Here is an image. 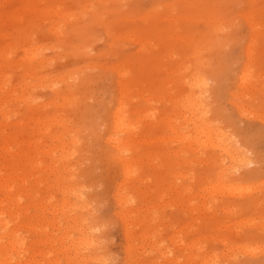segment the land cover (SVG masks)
Listing matches in <instances>:
<instances>
[{"label":"rangeland","instance_id":"374dc122","mask_svg":"<svg viewBox=\"0 0 264 264\" xmlns=\"http://www.w3.org/2000/svg\"><path fill=\"white\" fill-rule=\"evenodd\" d=\"M81 4H84L85 7L82 8ZM26 6L32 7L34 10L27 12ZM23 8L26 11H23ZM52 9H55L58 16L60 13L67 15L62 14L63 20L61 17L56 18L57 16L54 18L55 14ZM85 9L87 12H84ZM42 10L48 13L41 14ZM51 10L53 14L50 13ZM33 12H35L34 17L36 18L34 20L32 19ZM20 13L30 14L25 17V14L20 15ZM71 13L73 16H70ZM36 16L41 17L40 21ZM13 18L19 21L16 22ZM8 19L10 20L8 21ZM67 19L69 20L67 21ZM223 19L227 23H224ZM30 20L33 21L32 24ZM252 20L254 21L252 22ZM53 22L57 23L56 26ZM174 22L176 24H173ZM11 25L14 26L11 27ZM252 25L257 26L255 28ZM59 26L60 29L62 26L61 30H58ZM47 28L49 29L47 30ZM27 30L30 32L29 34H27ZM49 30L51 31L49 32ZM56 34H60L57 37L59 40L61 36V41L57 42ZM121 35L122 39H120ZM193 35L196 37L194 38ZM26 37L29 38L25 40ZM171 37L173 39H170ZM180 37L181 41L178 39ZM29 39L30 41H28ZM141 39H143V46L140 45ZM110 41L113 42V46ZM249 42L251 44L248 47ZM52 44L53 46H51ZM138 44L139 47L141 46L140 50L137 47ZM37 45H40L44 50L42 51L38 47L36 49H40V51L34 49L35 47L31 49V46ZM45 46L49 49H45ZM144 46L145 48H143ZM22 47H25L24 51L29 53H23ZM191 48L193 49L191 50ZM171 49L175 51L170 52ZM34 50L40 52L38 53L39 57L34 56L37 62L31 54L34 53ZM74 52H78L77 55L73 54ZM246 52L247 55L250 54V57L246 56ZM28 54L29 56H27ZM30 55L33 60L30 59ZM26 56L29 57V60L26 59ZM30 60L32 61L30 62ZM245 65H248V72V69H244ZM118 68L120 71L123 69L122 73ZM34 69L36 71H33ZM241 70L244 74L245 71L249 74L252 72L253 76L250 74L252 79H249L250 76L245 75L246 83L244 82L243 85H246L240 87L237 77L241 75ZM191 73H194L195 76L200 73L197 77L203 75V78L207 80L204 103L207 107L208 119L229 136L238 140L243 148H241L242 151H247L245 153L248 161L247 166L236 169V172L225 171L229 176H218L220 178H217L216 174L220 169L206 160L205 150L197 147L198 150L194 149L196 145L191 141L194 135L192 124L189 123L191 118L183 107L186 103L184 98L189 97L191 92L189 85H186L192 79L190 78ZM31 74L33 75L31 76ZM263 74L264 0H101V2L99 0L98 2L96 0H30L28 4L21 3V0H0V125H2L0 126V201L2 200L0 202V226L2 227H0V242L3 241L0 243V264H70V262L71 264H75V262L82 264L83 261L79 259L80 254H75L69 245V237L75 235L74 229L70 223H65L63 219L67 214L65 205L67 203L64 201L66 197L63 190L67 186H76L77 189H81L82 201L88 207L83 214L87 217L86 228H90L91 234H93L92 238L96 241L93 251L94 259L88 258L83 264H264ZM65 75L67 77L70 75V78ZM34 76L38 79H34ZM72 76L78 78H74L75 81L70 82ZM255 76L258 78L255 79ZM39 78H42L44 83ZM65 78L69 81L67 85V80L64 81ZM55 80L57 83L54 82ZM31 81L37 84H34L36 87ZM247 81L250 83L247 84ZM52 82L54 85L56 84L57 88L51 84ZM22 83L24 84L22 85ZM59 83L62 85H58ZM29 84L32 85L29 86ZM26 85L29 87L22 89ZM50 85L53 86V90L49 87ZM32 87L34 88L32 89ZM63 89L66 91L63 92ZM124 91H126V95ZM230 92L232 96L235 95L234 98L230 96ZM238 92L241 94H237ZM244 92L246 93L245 97H243ZM62 96L69 97V99L67 98L69 101L65 98V102L64 100L61 102L60 97ZM160 96L162 99L159 98ZM10 97L11 99H9ZM7 98L9 101L5 100ZM145 98L147 99L144 100ZM120 100L124 103H122V110H124L122 113L127 114V117L125 116L126 123L129 121L128 124H132V126L129 124V127H135L134 131L132 130L135 133L133 142L128 140V150L125 148L127 152L123 151L127 158L134 161L130 167L133 170L130 169V171L134 175L138 173L134 176L130 172L129 179H122L120 163L107 141L108 136L116 138L125 136L124 132H118L121 135L112 134L111 130L113 128L111 114L118 107ZM22 101H25L24 104L21 103ZM69 102L72 103L69 104ZM62 105L65 107L62 108ZM125 105L128 109H125ZM240 106L244 108H240ZM245 109L251 111L250 114L243 113L246 111ZM150 110L151 112H149ZM6 112H9L8 116ZM144 112H147L151 119ZM3 113L4 118L1 116ZM140 116L142 118L144 116V120ZM6 117H8V122ZM49 118L53 120L50 119V122ZM169 118L170 121H168ZM37 119L40 121L38 120V122ZM55 119L62 121V123L56 121L57 124L60 123L61 129L60 125L54 123ZM42 121L46 122L49 127ZM40 122L45 126H42ZM37 124L39 125L37 126ZM176 125L178 126L176 127ZM65 127L71 129L67 130L66 128V131ZM178 127L181 129L179 130ZM44 131L48 134L43 133ZM56 132L58 134L62 132V137ZM73 132L75 133L73 134ZM185 133L189 139L184 135ZM40 134L42 136H39ZM178 134L181 135V138ZM54 135H57L58 143ZM172 135L174 139L171 138ZM30 136L33 137L30 138ZM182 136L185 137V140ZM52 137L55 140L51 139ZM68 137H71V141L75 139L76 142L73 140L70 145ZM176 137L179 139L177 140ZM157 138L162 141L157 142ZM147 140L151 141L147 142ZM9 143H11L10 146ZM61 145L64 146V149L73 146L69 147L71 150L66 149L65 151L73 152L75 150L71 154L72 156H69L67 160L69 162L64 164L68 168L67 171L61 162L56 160L61 153L59 151ZM8 146L11 150L7 149ZM44 148L45 153L43 154L42 149ZM48 149L50 152L54 151L51 152L52 155L47 151ZM58 152L59 155H57ZM15 154L20 155L19 161H11V158H14L11 156H15ZM46 159L48 160L46 161ZM60 164L61 166H59ZM37 167L41 170L39 171ZM68 171L71 172L70 177L67 176L69 175ZM36 173H40V175L38 176ZM13 179L15 182L10 184ZM215 180L221 183L220 187ZM222 182L228 188L230 183L232 193L235 190L236 193L238 191V195L226 193L225 191L228 189L223 190V186L221 188ZM4 183L6 185L3 189ZM211 184L214 185V189L212 186L210 188ZM235 184H238L243 190L237 188ZM243 185L244 187L251 186L256 190L244 192L251 187L244 188ZM203 187H206L204 188L206 191L202 189ZM218 187L224 193L222 190H218ZM1 188L6 191L4 192ZM231 188H229L230 191ZM238 189H241L242 193ZM209 191L215 195L209 194ZM117 194L124 196V199L122 198L125 201L123 206L118 203ZM4 198L5 200H3ZM7 208L8 210H6ZM122 213L126 215L121 217ZM51 216L54 217L51 219ZM10 218L12 219L10 220ZM59 218L62 219L59 220ZM123 218L127 220L125 221ZM125 222L127 223L124 224ZM64 231L66 232L64 233ZM63 233L69 237L62 238ZM15 240L17 241L15 242ZM11 242L12 244H10ZM9 244L13 246L12 249ZM243 245L246 246V249ZM247 246H251L252 249H249L252 251H247ZM4 251L9 254L8 257ZM81 251L82 249L79 250V252ZM205 255L207 258L204 257ZM92 259L95 261L94 263H91Z\"/></svg>","mask_w":264,"mask_h":264},{"label":"bare ground","instance_id":"6f19581e","mask_svg":"<svg viewBox=\"0 0 264 264\" xmlns=\"http://www.w3.org/2000/svg\"><path fill=\"white\" fill-rule=\"evenodd\" d=\"M79 1V0H78ZM80 1H82V0H80ZM97 2H98V0H96ZM30 2V0H21V3H24V4H28ZM99 2H101V0H99ZM111 2V1H110ZM33 3V2H32ZM33 5V4H32ZM82 5V8H84L85 7V5L84 4H81ZM80 5V6H81ZM169 5H171V4H169ZM84 6V7H83ZM162 6V5H161ZM212 6V5H211ZM18 7V6H17ZM60 7V6H59ZM170 7H172V6H170ZM10 9V8H9ZM50 9H51V7H50ZM56 9V8H55ZM55 9H52V10H54V12L51 10V14H55L54 15V18H55V16H57L56 18H59V17H61V19L63 20L64 18H62V14H66V13H60L59 14V16H58V14L56 15V13H55ZM58 9V8H57ZM56 9V10H57ZM21 10V9H20ZM25 10V8H23V11ZM26 10H27V12H31L32 10H34V8H32V7H29V6H26ZM25 10V11H26ZM48 10V9H47ZM59 10V9H58ZM86 10V11H85ZM84 10V12H87V9H85ZM45 11H46V9H45ZM43 10H42V12H41V14H43ZM53 12V13H52ZM57 13H59V11H56ZM93 12V11H92ZM9 13V12H8ZM34 14H33V20H34V16H35V12H33ZM37 13V12H36ZM48 13V12H47ZM47 13H45L44 12V14L46 15ZM2 14V13H1ZM19 14V13H18ZM23 13H20V15H22ZM25 14V13H24ZM23 14V15H24ZM30 13H28V15H29ZM32 14V13H31ZM41 14H38V16L40 15L41 16ZM70 14V13H69ZM69 14H68V16H69ZM94 14V13H93ZM103 14V16H105L104 15V13H102ZM17 15V14H16ZM28 15H26L25 14V17L26 16H28ZM44 15V16H45ZM67 15V14H66ZM85 15V14H84ZM98 15V14H97ZM101 15V14H100ZM198 15V14H197ZM31 16V15H30ZM43 16V15H42ZM70 16H73V14L71 13V15ZM70 16H69V18H70ZM76 16V15H75ZM80 16H82V15H80ZM143 16V15H142ZM141 16V17H142ZM147 16V15H146ZM145 16V17H146ZM200 16V15H199ZM202 16V15H201ZM205 16V15H204ZM203 16V17H204ZM212 16V15H211ZM247 16V15H246ZM18 17H20V16H18ZM22 17H24V16H22ZM21 17V18H22ZM37 17V16H36ZM50 17V16H49ZM106 17V16H105ZM144 17V16H143ZM150 17V16H149ZM155 17V16H154ZM187 17V16H186ZM38 18V17H37ZM40 19H41V17H39ZM38 18V19H39ZM47 19H48V15H47V17H46ZM51 18V17H50ZM65 18H66V16H65ZM72 18V17H71ZM104 18V17H103ZM147 18H148V16H147ZM190 18H191V16H190ZM216 18V17H215ZM214 18V19H215ZM14 19V18H13ZM24 19V18H23ZM26 19V18H25ZM36 19V18H35ZM40 19H39V21H40ZM72 19H74V18H72ZM105 19V18H104ZM140 19H142V18H140ZM195 19V18H194ZM210 19V18H209ZM4 20H6V19H4ZM10 19H8V21H9ZM15 20V19H14ZM18 20V19H17ZM17 20H15L16 22H18ZM61 20V21H62ZM69 19H67V21H68ZM93 20H96V19H94L93 18ZM147 20V19H146ZM173 20V19H172ZM191 20H193V19H191ZM203 20H204V18H203ZM207 20V19H206ZM205 20V21H206ZM216 20V19H215ZM214 20V21H215ZM224 20V19H223ZM244 20V19H243ZM246 20V19H245ZM2 21V20H1ZM22 21V20H21ZM27 21V20H26ZM31 21V20H30ZM45 21V20H44ZM53 21V20H52ZM65 21H66V19H65ZM64 21V22H65ZM76 21V20H75ZM175 21H177L176 19H175ZM254 20H252V22H253ZM13 22V21H12ZM32 22L33 21H31V24H32ZM43 22V21H42ZM51 22V21H50ZM54 22H56V21H54ZM54 22H53V24H54ZM59 23H60V21H58ZM64 22H63V24H64ZM70 22V21H69ZM71 22H72V20H71ZM74 22V21H73ZM173 22V21H172ZM224 23L226 22L225 20L223 21ZM222 22V23H223ZM245 22V21H244ZM3 23H4V21H3ZM23 23H25V22H23ZM23 23H21V24H23ZM58 23V24H59ZM179 23V22H178ZM227 23V22H226ZM248 23V22H247ZM17 24V23H16ZM55 24H57V23H55ZM54 24V25H55ZM108 24V23H107ZM173 24H176L175 22L173 23ZM180 24V23H179ZM178 24V25H179ZM207 24V23H206ZM213 24V23H212ZM249 24V23H248ZM52 25V24H51ZM222 25V24H221ZM250 25V24H249ZM248 25V26H249ZM14 26V25H13ZM12 25H11V27H13ZM35 26V25H34ZM33 26V27H34ZM37 26V25H36ZM56 26V25H55ZM204 26V25H203ZM211 26V25H210ZM254 25H252V27H253ZM257 26V25H256ZM256 26H254L255 28H256ZM54 27V26H53ZM53 27H51V28H53ZM250 27V26H249ZM29 28V27H28ZM27 28V29H28ZM55 28V27H54ZM179 28V27H178ZM218 28V27H217ZM220 28V27H219ZM222 28V27H221ZM49 28H47V30H48ZM57 29H58V27H57ZM61 29H62V26H61ZM60 29V26H59V29L58 30H61ZM106 29V28H105ZM108 29V28H107ZM202 29V28H201ZM15 30V29H14ZM25 30V29H24ZM30 30V29H29ZM54 30V29H53ZM53 30H52V33H53ZM57 30V31H58ZM109 30V29H108ZM28 31V30H27ZM51 30H49V32H50ZM178 31H180V30H178ZM60 32H62V31H60ZM12 33V32H11ZM27 33V32H26ZM30 32L28 31V33L27 34H29ZM51 33V34H52ZM58 33V32H57ZM128 33H130V32H128ZM180 33V32H179ZM54 35H55V33H53ZM62 35H63V33H61ZM108 34H110V33H108ZM107 34V35H108ZM3 35H5V34H3ZM3 35H1V36H3ZM57 35H60V34H56V36L55 37H57ZM128 35V34H127ZM178 35V34H177ZM188 35V34H187ZM198 35V34H197ZM8 36V35H7ZM25 36H27V35H25ZM169 36H171V35H169ZM192 36V35H191ZM10 37V36H9ZM117 37V36H116ZM127 37V36H126ZM125 37V38H126ZM136 37V36H135ZM167 37H168V35H167ZM173 37V36H172ZM170 38V39H173V38ZM178 37H179V35H178ZM187 37V36H186ZM193 37H194V35H193ZM196 37V36H195ZM194 37V38H195ZM5 38H7L6 37V35H5ZM29 37H26V39L25 40H27ZM60 38H61V36L59 37V40H58V37L56 38L57 40V42H59V41H61L60 40ZM127 38H129V37H127ZM119 39V38H118ZM120 39H122V35H121V38ZM180 41H181V37L180 38H178ZM188 39V38H187ZM124 40V39H123ZM127 40V39H126ZM136 40V39H135ZM137 40H138V38H137ZM142 40L143 39H141L140 41H141V43H140V41H139V43H140V45L142 44ZM210 40H212V39H210ZM252 40V39H251ZM28 41H30V39L28 40ZM125 41V40H124ZM149 41H152V40H149ZM183 41V40H182ZM191 41V40H190ZM111 42V41H110ZM137 42V41H136ZM252 42V41H251ZM113 42H111V44H112ZM138 43V42H137ZM187 43H188V40H187ZM191 43H192V41H191ZM23 44V43H22ZM56 44V43H55ZM58 44V43H57ZM110 44V45H111ZM146 44V43H145ZM148 44H150L149 42H148ZM189 44V43H188ZM188 44H185L186 46L188 45ZM249 44H251L250 42L247 44L248 45V47H249ZM23 45H25V43L23 44ZM29 45H30V43H29ZM28 45V46H29ZM109 45V46H110ZM195 45H196V43H195ZM210 45H211V43H210ZM213 45V44H212ZM41 46H43V45H41ZM51 46H53V44L51 45ZM50 46V47H51ZM108 46V45H107ZM112 46H113V44H112ZM141 46H143V44L141 45ZM140 46V47H141ZM154 46V45H153ZM173 46V45H172ZM189 46V45H188ZM192 46H193V44H192ZM197 46V45H196ZM32 47H35L34 49H36L37 47L38 48H40L41 49V47H40V45H37V46H31V49H33ZM44 47V46H43ZM47 47H49V45H47ZM46 46H45V49L47 48ZM59 47V46H58ZM138 48H139V50H140V47H139V44H138V46H137ZM158 47V46H157ZM177 47V46H176ZM183 47V46H182ZM181 47V48H182ZM203 47V46H202ZM209 47H211V46H209ZM23 48V50L22 51H24L25 49V47H22ZM26 48H27V46H26ZM51 48H53V47H51ZM83 48V50H84V47H82ZM82 48H81V50H82ZM108 48H110V47H108ZM143 48H145V46L143 47ZM206 48V47H205ZM29 49H30V47H29ZM28 49V50H29ZM30 49V50H31ZM40 49H38L39 51H40ZM47 49H49V48H47ZM54 49H57V48H54ZM193 48H191V50H192ZM248 49V48H247ZM251 49V48H250ZM28 50H26V51H28ZM37 50V49H36ZM37 50V51H38ZM42 51L44 50V49H41ZM52 50V49H51ZM58 50V49H57ZM80 49H79V51L80 52H82ZM141 50H143V49H141ZM144 50H146V49H144ZM190 50V51H191ZM249 50V49H248ZM247 50V51H248ZM41 51V52H42ZM56 51V50H55ZM54 51V52H55ZM74 51V50H73ZM171 51H173L172 49L170 50V52ZM175 51V50H174ZM173 51V52H174ZM251 51V50H250ZM250 51H249V53H250ZM169 52V51H168ZM170 52H169V54H170ZM252 52V51H251ZM23 53H29V52H23ZM31 53V52H30ZM35 53V54H34ZM34 53H31L32 55H33V57L35 56V57H39V54L38 53H40V52H36L35 50H34ZM76 53H78V52H76ZM75 52L73 53V54H76ZM165 53H166V51H165ZM38 54V55H37ZM195 54V53H194ZM32 55H30V59H32ZM77 55V54H76ZM167 55V54H166ZM175 55V54H174ZM250 54H248L247 55V52H246V56H248V57H250L249 56ZM27 56H29V54L27 55ZM26 56V59L27 60H29V57H27ZM41 56V55H40ZM170 56V55H169ZM168 56V57H169ZM35 57H34V60H35ZM188 57V56H187ZM248 57H246L247 59H248ZM167 58V57H166ZM165 58V59H166ZM5 59V58H4ZM25 59V60H26ZM39 59V58H38ZM164 59V60H165ZM33 60V59H32ZM32 60H30V62L32 61ZM44 60V59H43ZM146 60V59H145ZM246 60V59H245ZM36 61V60H35ZM42 61V60H41ZM47 61H48V59H47ZM249 61H250V59L248 60V63H249ZM29 62V63H30ZM37 62V61H36ZM123 64V63H122ZM130 64H131V62H130ZM188 64V63H187ZM200 64V63H199ZM245 64V63H244ZM11 65V64H10ZM121 65V64H120ZM127 65V64H126ZM31 66V65H30ZM201 66H204L203 64H201ZM92 67V66H91ZM94 67V66H93ZM96 67V66H95ZM248 67V65L246 66L245 65V70L246 69H248L247 68ZM103 68V67H102ZM106 68H107V66H106ZM116 68V67H115ZM27 69V68H26ZM31 69V68H30ZM243 69V68H242ZM77 70V69H76ZM118 70H119V68H118ZM123 70V69H122ZM122 70L120 71L121 73H122ZM131 70V69H130ZM140 70V69H139ZM186 70H188V69H186ZM251 70V69H250ZM31 71V70H30ZM33 71H36L35 69L33 70ZM79 71V70H78ZM125 71V70H124ZM249 71V69L247 70V72ZM75 72V71H74ZM118 72V71H117ZM116 72V74H118ZM127 72V71H126ZM129 72V71H128ZM127 72V73H128ZM194 72V71H193ZM241 75L239 76V77H237V78H239V83L238 84H240V87L241 86H245V85H243V83L246 81V80H244V79H246L245 78V75H249L250 76V74L252 73L251 71V73L249 74V73H246V71H245V74H244V72H243V70H241ZM27 73V72H26ZM37 73V72H36ZM68 73V72H67ZM70 73V72H69ZM125 73V72H124ZM197 73H198V71H197ZM196 73V74H197ZM30 74V73H29ZM71 74V73H70ZM73 75H74V73H72ZM71 74V75H72ZM76 74V73H75ZM77 74H79V73H77ZM132 73H130V75H131ZM174 74H176V73H174ZM200 74V73H199ZM199 74H197V76L199 75ZM33 74H31V76H32ZM128 75V74H127ZM191 75H194V73L192 74H190V78H192L186 85H189V88H190V95H189V97H187L186 99L184 98V100H186V103H185V105L183 106V107H185V111H187L188 113H187V115L189 114L190 116V120H191V122H189V123H191L192 124V127H193V129H192V131L194 132V135H193V137H192V139H191V141H193L194 142V144L196 145L195 147H194V149L197 147L198 149H201V150H205V154H206V160L207 161H209V162H212V165H214V166H217V168H219L220 170L218 171V174H216L217 175V178H220V177H226V176H229V174L228 175H226V172H231V171H235L236 172V169H238V168H244V167H246L247 166V164H248V161H247V157H246V152L247 151H242V147L240 146V143L238 142V140H236V139H234V137H232L231 135L229 136V134H227L225 131H223V130H221L219 127H217L216 125H214L213 123H211V120L210 119H208V117H207V107H205V103H204V98H205V96H204V94H205V91H206V86H207V84H206V81L207 80H205V78H203V75H202V77H197V76H191ZM252 76H253V74H251ZM264 75V74H263ZM24 76L25 77H27L25 74H24ZM29 76V75H28ZM59 76H61V75H59ZM66 76V75H65ZM70 76V75H69ZM68 76V77H69ZM77 76V75H76ZM74 77V76H72L71 78H72V80L70 81V82H72V81H75L74 80V78H78V77ZM121 76V75H120ZM126 76V75H125ZM131 76H133V74L131 75ZM58 77V76H57ZM67 77V76H66ZM67 77V78H68ZM122 77H124V76H122ZM128 77V76H127ZM246 77H248V76H246ZM256 77V76H255ZM261 77V76H260ZM259 77V78H260ZM5 78H7V77H5ZM24 78V77H23ZM33 78V77H32ZM42 78H45V77H42ZM42 78H39L40 80L42 79ZM47 78V77H46ZM63 78V77H62ZM67 78H65V80L64 81H66L67 80ZM70 78V77H69ZM187 78V77H186ZM258 78V76L255 78V79H257ZM34 79H38V77H36L35 78V76H34ZM51 79V78H50ZM53 79H56V78H53ZM60 79H61V77H60ZM59 79V80H60ZM185 79V78H184ZM249 79H252L251 78V76H250V78ZM254 78H253V80H255ZM1 80V79H0ZM6 80V79H5ZM45 80H47V79H45ZM52 80V79H51ZM58 80V81H59ZM62 80V79H61ZM60 80V81H61ZM70 80V79H69ZM81 80V79H80ZM119 80V79H118ZM248 80V79H247ZM2 81H4V80H2ZM1 81V82H2ZM8 81V80H7ZM6 81V82H7ZM25 81H27V80H25ZM39 81V80H38ZM41 81H43V80H41ZM40 81V82H41ZM57 80H55L54 82H56ZM187 81V80H186ZM248 81H250V80H248ZM247 81V82H248ZM5 82V81H4ZM29 82V81H28ZM31 82H33V81H31ZM30 82V83H31ZM62 82V81H61ZM68 80H67V83H66V85L68 84ZM121 82V81H120ZM123 82V81H122ZM121 82V83H122ZM125 82V81H124ZM3 83V82H2ZM43 83H44V81H43ZM45 83H47V82H45ZM57 83V82H56ZM64 83V82H63ZM118 83V82H117ZM120 83V84H121ZM133 83V82H132ZM184 83H186V82H184ZM246 83V82H245ZM250 82H248L247 84H249ZM257 83V82H256ZM3 84H5V83H3ZM20 84V83H19ZM24 83H22V85H23ZM34 84H36V83H34L33 82V86H34ZM40 84V83H39ZM48 85L50 84V83H47ZM46 84V85H47ZM51 84H53V82L51 83ZM119 84V83H118ZM252 84V83H251ZM9 85V84H8ZM32 84H29V86H31ZM37 85V84H36ZM36 85L34 86V87H36ZM54 85V84H53ZM58 85H60V83L58 84ZM61 85H62V83H61ZM60 85V86H61ZM253 85V84H252ZM1 86V85H0ZM28 85H26L25 87L24 86H22V87H24V88H22V89H27V87H29ZM40 86H41V84H40ZM54 86H56V84L54 85ZM59 86V87H60ZM69 86V85H68ZM68 86H66L67 88H68ZM120 86V85H119ZM122 86V85H121ZM124 86V85H123ZM166 86V85H165ZM34 87H32V89L34 88ZM37 87H39V86H37ZM47 87V86H46ZM50 88H52L51 87V85L49 86ZM48 87V88H49ZM187 87V86H186ZM249 87V86H248ZM252 87V86H251ZM250 87V88H251ZM2 88H4L5 89V87L4 86H2ZM56 88H57V86H56ZM61 88V87H60ZM60 88H58V89H60ZM66 88V89H67ZM120 88V87H119ZM122 88V87H121ZM124 89H125V87H123ZM239 88V87H238ZM243 88H247V87H243ZM263 88V87H262ZM6 89H8V88H6ZM54 89H55V87H54ZM127 89V88H126ZM252 89V88H251ZM256 89V88H255ZM1 90V89H0ZM52 90H53V88H52ZM121 90V89H120ZM123 90V89H122ZM131 90V89H130ZM130 90H129V92H130ZM243 90V89H242ZM245 90V89H244ZM3 91V90H2ZM7 91V90H6ZM25 91V90H24ZM66 90L65 89H63V92H65ZM118 91H119V89H118ZM132 91V90H131ZM1 92V91H0ZM126 91H124V93H125ZM170 92V90L168 91V93ZM246 92H248V91H246ZM257 92H260V91H257ZM57 93V92H56ZM59 94H60V90H59V92H58ZM119 94V93H118ZM122 94V93H121ZM136 94V93H135ZM138 94V93H137ZM230 94H231V92H230ZM235 94V93H234ZM233 94V95H234ZM237 94H241V92H238ZM120 95V94H119ZM122 95H124V94H122ZM125 95H126V93H125ZM166 95H167V93H166ZM244 96L243 97H245L246 96V93L244 92V94H243ZM164 96V95H163ZM171 96V95H170ZM230 96H232V94L230 95ZM239 96V95H238ZM242 96V95H241ZM64 96H62V97H60L61 98V102H62V100H64V102H65V98L66 97H64ZM118 97V96H117ZM125 97H127V96H125ZM156 97H157V95H156ZM167 97H168V95H167ZM174 97V96H173ZM233 98L235 97V95L234 96H232ZM4 98V97H3ZM2 98V99H3ZM28 98V97H27ZM68 99H69V97H67ZM66 98V100H68ZM120 98V97H119ZM124 98V97H123ZM128 98V97H127ZM142 98V97H141ZM148 98V97H147ZM147 98H145L144 100H146ZM150 98V97H149ZM159 98H161V96L159 97ZM9 99H11V97L9 98ZM21 99H23V100H27V99H24V98H21ZM20 99V100H21ZM70 99H72V97H70ZM125 99V98H124ZM123 99V100H124ZM131 99H132V97H131ZM140 99V98H139ZM143 99V98H142ZM153 99V98H152ZM162 99V98H161ZM166 99H168V98H166ZM183 99V98H182ZM249 99V98H248ZM1 100V99H0ZM5 100H8V98L7 99H5ZM75 100V99H74ZM122 100V99H121ZM120 100V101H121ZM126 100V99H125ZM127 100H129V99H127ZM134 100V99H133ZM170 100V99H169ZM174 100V99H173ZM9 101V100H8ZM13 101V100H12ZM24 101V102H25ZM69 101V100H68ZM72 101V100H71ZM117 101H118V99H117ZM119 101V103H118V107H116V110L113 112V114H111V117H112V125H113V128L111 129L112 130V134H117L118 132H120V133H125V136L124 137H122V138H119V137H109L108 136V143L111 145V147H112V149H113V151H114V156H116V158H117V160L119 161V163H120V167H121V170H122V176H123V178L122 179H129L128 178V176H129V173L133 170L132 168H130L131 167V164H133V159H130V158H127L124 154H123V151L124 152H127V151H125V148L127 149V143H128V140H130L131 142H133V138H134V128H131V127H129V124H128V122L129 121H127V123H126V119H125V116L127 115H125V113H122V111H124V110H122V101L120 102ZM7 102V101H6ZM24 102L22 101L21 103H23L24 104ZM30 102V101H29ZM74 102V101H73ZM129 102H130V100H129ZM152 102V101H151ZM150 102V103H151ZM184 102V101H183ZM208 102V101H207ZM232 102V101H231ZM10 103V102H9ZM8 103V104H9ZM70 103H72V102H69V104ZM182 103V102H181ZM233 103H235V102H233ZM27 104V103H26ZM30 104H32V102H30ZM58 104H59V102H58ZM57 104V105H58ZM68 104V103H67ZM66 104V105H67ZM117 104V103H116ZM124 104V103H123ZM6 105V104H5ZM28 105V104H27ZM60 105V104H59ZM65 105V104H64ZM150 105V104H149ZM235 105H237V104H235ZM7 106V105H6ZM49 106V105H48ZM53 106V105H52ZM56 106V105H55ZM124 106V105H123ZM1 107V106H0ZM27 107V106H26ZM47 107V106H46ZM54 107V106H53ZM59 107V106H58ZM61 107V106H60ZM63 107H65V106H63L62 105V108ZM70 107H71V105H70ZM127 107V105H125V109H128V107ZM182 107V108H183ZM235 107V106H234ZM237 107V106H236ZM2 108H4L3 106H2ZM30 108V107H29ZM28 108V109H29ZM32 108V107H31ZM152 108V107H151ZM209 108V107H208ZM240 108H244V107H241L240 106ZM46 109V108H45ZM27 110V109H26ZM237 110H238V108H237ZM240 110V109H239ZM246 110V109H245ZM140 111V110H139ZM244 111V110H243ZM149 112H151V110L149 111ZM241 112V111H240ZM250 112L251 111H249V110H246V111H244L243 113H249L250 114ZM2 113V112H1ZM7 113V112H6ZM9 113V112H8ZM6 114L7 116L9 115V114ZM145 113V112H144ZM243 113H241V114H243ZM11 114V113H10ZM14 115L13 116H15V113H13ZM129 114V113H128ZM134 114V113H133ZM146 115H147V112L145 113ZM148 114H151V113H148ZM180 114V113H179ZM153 114H151V116H152ZM240 115V114H239ZM244 115V114H243ZM3 118H4V113H3V115H1ZM257 116V115H256ZM127 117V116H126ZM141 117V116H140ZM147 117H149L148 115H147ZM184 117V116H183ZM3 118H1V119H3ZM7 118L8 117H6V120H7ZM53 118H55V117H53ZM58 118V117H57ZM60 118V117H59ZM58 118V119H59ZM73 118V117H72ZM130 118V117H129ZM142 118V117H141ZM143 118H144V116H143ZM142 118V119H143ZM150 118V117H149ZM148 118V119H149ZM53 120L52 118H49V120ZM58 119H55L53 122L55 123V124H57L56 123V121L58 120ZM63 119H64V117H63ZM146 119V118H145ZM151 119V118H150ZM9 120H11L10 118H9ZM26 120V119H25ZM31 120H32V118H31ZM34 120V119H33ZM39 119H37V121H38ZM43 121H45V119H42ZM46 120H48V119H46ZM51 120H50V122H51ZM61 120H62V118H61ZM61 120H58V121H60L61 123H62V121ZM138 120H140V119H138ZM144 120V119H143ZM142 120V121H143ZM189 120V121H190ZM40 121V120H39ZM38 121V122H39ZM42 121V122H43ZM57 121V122H58ZM167 121V120H166ZM168 121H170V118H169V120ZM184 121V120H183ZM261 121V120H260ZM6 122V121H5ZM7 122H8V120H7ZM30 122V121H29ZM34 122V121H33ZM52 122V123H53ZM146 122H148V121H146ZM152 122V121H151ZM4 123V122H3ZM2 123V124H3ZM21 123V122H20ZM19 123V124H20ZM36 123V122H35ZM46 126H47V124H46V122H43ZM53 123V124H54ZM174 123H176V122H174ZM216 123V122H215ZM0 124H1V122H0ZM18 124V123H17ZM17 124H16V126H17ZM40 124L42 125V123L40 122ZM43 124V125H44ZM48 124H49V122H48ZM65 123L63 122V125H64ZM66 124H67V121H66ZM155 124V123H154ZM165 124V123H164ZM169 124V123H168ZM172 124V123H171ZM187 124V123H186ZM5 125V124H4ZM15 125V124H14ZM14 125H12V126H14ZM36 125V124H35ZM39 124H37V126H38ZM42 125V126H43ZM44 125V126H45ZM57 125H60V123H58ZM131 126H132V124H130ZM137 125H139V124H137ZM153 125V124H152ZM182 125V124H181ZM180 125V126H181ZM0 126H2V125H0ZM10 126V125H9ZM21 126V125H20ZM71 126V125H70ZM70 126H68V127H70ZM169 126H170V124H169ZM172 126H173V124H172ZM178 125H176V127H177ZM184 126V125H183ZM11 127V126H10ZM30 127V126H29ZM47 127H49V126H47ZM46 127V128H47ZM56 127V126H55ZM58 127V126H57ZM141 127V126H140ZM139 127V128H140ZM167 127V126H166ZM51 128V127H50ZM49 128V129H50ZM66 128L67 127H65L64 128V130H66ZM142 128V127H141ZM169 127H167V129H168ZM174 128V127H173ZM3 129V128H2ZM34 129V128H33ZM43 129H44V127H43ZM48 129V128H47ZM53 129V128H52ZM60 129H61V125H60ZM63 129V128H62ZM68 129H71V128H67V130ZM170 129V128H169ZM178 129H179V127H178ZM180 129H181V127H180ZM179 129V130H180ZM7 130V129H6ZM14 130V129H13ZM12 130V132H14ZM37 130H38V128H37ZM40 130V129H39ZM45 130V129H44ZM66 130V131H67ZM74 130H76L75 128H74ZM133 130V131H132ZM137 130V129H136ZM139 130V129H138ZM171 130V129H170ZM23 131V130H22ZM34 131V130H33ZM43 131V130H42ZM42 131H38V132H42ZM46 131V130H45ZM43 132V133H47V132ZM50 131V130H49ZM62 131V130H61ZM66 131H65V133H66ZM78 131V130H77ZM169 131V130H168ZM11 132V131H10ZM58 132V131H57ZM56 132V133H57ZM70 132H71V130H70ZM171 132H173V131H171ZM174 132H175V128H174ZM62 133V132H61ZM61 133L60 134H58L57 133V135H59L60 137H62L61 136ZM75 132H73V134H74ZM120 133H118V134H120ZM180 133V132H179ZM182 133H183V131H182ZM27 134V133H26ZM35 134V133H34ZM48 134V133H47ZM71 134V133H70ZM186 134L187 133H185L184 135L186 136ZM14 135H16V134H14ZM57 135L55 136L54 135V138L56 139V137H57ZM62 135H63V133H62ZM121 135V134H120ZM174 135V134H173ZM173 135L171 136V138H173ZM179 135V134H178ZM188 135H190L189 134V132H188ZM39 136H42L41 134L39 135ZM116 136H118V135H116ZM148 136V135H147ZM177 136V135H176ZM192 136V135H191ZM33 137V136H32ZM31 136H30V138H32ZM35 137V136H34ZM59 137V138H60ZM78 137V136H77ZM178 137V136H177ZM176 137V138H177ZM179 137L181 138V135H179ZM183 137V136H182ZM188 139H189V136H186ZM36 138H37V136H36ZM53 137L51 138V139H54ZM69 138V140H70V145H72V141L74 140L75 141V139H73L72 141H71V137H68ZM72 138H75V137H72ZM167 138V137H166ZM185 137H183V139H184ZM191 138V137H190ZM236 138V137H235ZM19 139V138H18ZM44 139V138H43ZM54 139V140H55ZM60 139H63V138H60ZM78 139V138H77ZM170 139V138H169ZM174 139V138H173ZM179 138H177V140H178ZM187 139V140H188ZM4 140V139H3ZM25 140V139H24ZM35 140H37V139H35ZM35 140H34V142H35ZM57 140L58 139H56V142H57ZM67 140V139H66ZM69 140H68V142H69ZM142 140H144V139H142ZM160 140L161 139H159L158 140V138H157V142L159 141L160 142ZM164 140V139H163ZM170 140H172V139H170ZM176 140V139H175ZM174 140V141H175ZM182 140V139H181ZM181 140H179L180 142H181ZM185 140V139H184ZM186 140V141H187ZM15 141V140H14ZM38 141H42V140H38ZM48 141V140H47ZM59 141V140H58ZM145 141V140H144ZM151 140H147V142H150ZM153 141V140H152ZM156 141V140H155ZM162 141V140H161ZM188 141H190V140H188ZM11 142V141H10ZM31 142H33V141H31ZM53 142V141H52ZM76 142V141H75ZM134 142H136V141H134ZM176 142V141H175ZM182 142H183V140H182ZM40 143V142H39ZM51 143V142H50ZM58 143V142H57ZM78 143V142H77ZM77 143H75V144H77ZM188 143V142H187ZM10 144L11 143H9V146H10ZM27 144H29V143H27ZM31 144H34V143H31ZM59 144H61V143H59ZM66 144V143H65ZM135 144H137V142L135 143ZM171 144H173V143H171ZM13 145H15V144H13ZM19 145V144H18ZM17 145V146H18ZM44 145V144H43ZM63 145H64V143H63ZM63 145H61L60 146V155H59V152H58V154L57 155H59V157H57L56 158V160H57V162L58 161H60L61 162V164L63 165V167H64V169L67 171V167H65V163L66 162H69V161H67L68 159H69V156L72 154V153H74L75 152V150H73V152L72 151H70L71 150V148L73 147V146H69V147H71V148H69V147H66V149H70L69 151H65L66 149H64V146ZM141 145H142V143H141ZM9 146H8V148L7 149H10L9 148ZM24 146V145H23ZM39 146V145H38ZM59 146V145H58ZM137 146V145H136ZM188 146H191V145H188ZM187 146V147H188ZM2 147H5V146H3L2 145ZM1 147V148H2ZM19 147V146H18ZM41 147V146H40ZM186 147V146H185ZM33 148H35V149H38V148H36V147H33ZM54 149H55V147H53ZM129 148V147H128ZM135 148V147H134ZM196 148V149H197ZM242 148V149H241ZM3 149H5V148H3ZM26 149H27V147H26ZM53 149V150H54ZM56 149H57V147H56ZM194 149H193V151H194ZM197 149V150H198ZM11 150V149H10ZM43 150V154L45 153V148L44 149H42ZM52 150V149H51ZM128 150V149H127ZM137 150V149H136ZM246 150V149H245ZM2 151V150H1ZM27 151V150H26ZM40 151V150H39ZM47 151H49L50 152V150L48 149ZM64 151V152H63ZM5 152V151H4ZM33 152V151H32ZM52 152V151H51ZM50 152V153H51ZM54 152V151H53ZM52 152V153H53ZM129 152V151H128ZM135 152V151H134ZM199 152V151H198ZM6 153V152H5ZM27 153V152H26ZM41 153V152H40ZM39 153V154H40ZM48 153V152H47ZM52 153H51V155H52ZM133 153V152H132ZM200 153V152H199ZM208 153V154H207ZM42 154V155H43ZM7 155V154H6ZM9 155V154H8ZM34 155V154H33ZM37 155V154H36ZM54 155H55V153H54ZM172 155H174V154H172ZM199 155V154H198ZM19 156V157H18ZM17 156V154H15V156L14 155H12L11 157H14L13 159L11 158V161H19V158H20V155H18ZM41 156V155H40ZM39 156V157H40ZM48 156V155H47ZM72 156V155H71ZM75 156V155H74ZM133 156V155H132ZM29 157V156H28ZM38 157V156H37ZM42 157V156H41ZM45 157V156H44ZM55 157V156H54ZM1 158V157H0ZM24 158V157H23ZM48 158V157H47ZM112 158H114L113 156H112ZM112 158H111V160H112ZM41 159V158H40ZM39 159V160H40ZM49 159V158H48ZM48 159H46V161L48 160ZM72 159V158H71ZM205 160V159H204ZM22 161V160H21ZM20 161V162H21ZM35 161V160H34ZM33 161V162H34ZM38 161V160H37ZM37 161H36V163H37ZM54 161V160H53ZM73 161V160H72ZM56 162V163H57ZM193 162H194V160H193ZM23 163V162H22ZM56 163H55V166H56ZM118 163V162H117ZM8 164V163H7ZM19 164V163H18ZM38 164H40V163H38ZM54 164V163H53ZM61 164L59 165V166H61ZM65 164V165H64ZM135 164V163H134ZM30 165V164H29ZM32 165V164H31ZM33 165H35V164H33ZM32 165V166H33ZM50 165V164H49ZM136 165V164H135ZM189 165V164H188ZM23 166V165H22ZM200 166H201V163H200ZM17 167H19V166H17ZM26 167V166H25ZM41 167V166H40ZM27 168V167H26ZM29 168L31 169V167L29 166ZM34 168V167H33ZM38 168V167H37ZM42 168V167H41ZM48 168V167H47ZM136 168V167H135ZM130 169H131V171H130ZM142 169V168H141ZM140 169V170H141ZM5 170V169H4ZM8 170V169H7ZM35 170V169H34ZM38 170L40 171L41 169H39L38 168ZM46 170V169H45ZM38 171V172H39ZM43 171V170H42ZM75 171V170H74ZM73 171V172H74ZM222 171V172H221ZM226 171V172H225ZM44 172V171H43ZM58 172V171H57ZM69 172V171H68ZM134 172V171H133ZM136 172V171H135ZM137 172H139L138 170H137ZM11 173V172H10ZM132 173V172H131ZM217 173V172H216ZM234 173V172H233ZM34 174V173H33ZM36 174H38V173H36ZM133 174V173H132ZM138 174V173H137ZM137 174H135V175H137ZM232 174V173H231ZM230 174V175H231ZM5 175V174H4ZM40 175V173L38 174V176ZM70 175H71V172H69V175H67V176H69L70 177ZM134 175V174H133ZM134 175V176H135ZM173 176V175H172ZM187 176V175H186ZM218 176H220V177H218ZM76 177V176H75ZM130 177V176H129ZM6 178H8L9 179V177H7L6 176ZM18 178V177H17ZM23 178V177H22ZM63 178V177H62ZM72 178H73V176H72ZM132 178V177H131ZM130 178V179H131ZM183 178H184V176H183ZM192 178V177H191ZM20 179V178H19ZM133 179V178H132ZM185 179H186V177H185ZM223 179V178H222ZM134 180V179H133ZM136 180V179H135ZM138 180V179H137ZM141 180V179H140ZM23 181V180H22ZM24 181H25V179H24ZM23 181V182H24ZM126 181V180H125ZM143 181V180H142ZM190 181H192V180H190ZM217 180H215V182H216ZM219 181H220V179H219ZM262 181V180H261ZM264 181V180H263ZM13 182H15L14 181V179H13V181H12V183H10V184H13ZM136 182V181H135ZM214 182V181H213ZM7 183V182H6ZM138 183V182H137ZM216 183H219V182H216ZM261 183V182H260ZM263 183V182H262ZM261 183V184H262ZM1 184V183H0ZM73 184V183H72ZM215 184V183H214ZM220 184L221 183H219L218 184V186L220 187ZM225 184V183H224ZM224 184H223V182H222V185H221V188H222V186L224 187V188H222L223 190L225 189V190H227L228 189V191H225L226 193H229L230 195H231V193H232V186H230V183H229V185L226 183V185H228L229 186V188H231V191H230V189L228 188V187H226V186H224ZM260 184V185H261ZM264 184V183H263ZM6 184L4 183L3 184V189H4V186H5ZM238 185V184H237ZM236 184H235V186L237 187V188H242V187H239V185L237 186ZM249 185V184H248ZM8 186V185H7ZM9 186H11V185H9ZM13 186V185H12ZM11 186V187H12ZM53 186V185H52ZM63 186V185H62ZM211 186H212V184L210 185V188H211ZM234 186V185H233ZM215 187H216V184H215ZM218 187V190H222L221 188H219ZM226 187V188H225ZM243 187H244V185H243ZM246 187V186H245ZM244 187V188H245ZM249 187H251V186H248V187H246V188H249ZM255 187V186H254ZM258 186H257V182H256V188H257ZM261 187V186H260ZM259 187V188H260ZM262 187H263V185H262ZM1 188V190H3ZM10 188V187H9ZM204 188H206V187H203L202 189H204ZM208 188V187H207ZM210 188H209V190H210ZM236 188V189H237ZM252 188V187H251ZM249 189V190H244V192L245 191H247V193L249 192V191H251V190H256V189ZM85 189V188H84ZM212 189H214V185L212 186ZM211 189V191H213ZM264 189V188H263ZM14 190V189H13ZM81 190V189H80ZM79 189H77L76 188V186L74 187H72V186H70V187H66V188H64V190H63V193L65 194L64 196L66 197V198H64L63 200L67 203V204H65L66 205V211H67V214H65V213H63V214H65V216L63 217V219H64V221H65V223H70L71 225H72V228L74 229L73 231H74V233H75V235H73L72 236V234H70L72 237H69V235H65L64 233L66 232V231H64V233H63V237L62 238H65V237H69V245L72 247V249L74 250V252H75V254L76 253H78V254H80V257H79V259L81 260V261H83L82 262V264L83 263H85V260L86 259H88V258H93L94 259V256H93V251H94V248H95V246H96V241H95V239L94 238H92L93 236V234H91V230H90V228L88 227V228H86V224H87V217L86 216H84L83 214H84V212H85V210H86V208H88V207H86L85 205H87V204H85V203H83V201H82V192L80 191ZM216 190H217V187H216ZM223 190H222V192H223ZM239 190V189H238ZM242 190H243V188H242ZM4 192L6 191V189L5 190H3ZM18 191V190H17ZM204 191H206L205 189H204ZM239 191H241V189L239 190ZM210 192V191H209ZM208 192V193H209ZM216 192V191H215ZM243 192V194H245ZM16 193V192H15ZM217 193H220V192H217ZM224 193V192H223ZM225 193V194H226ZM236 192H235V190H233V195L235 194ZM240 193H242V191L240 192ZM251 193V192H250ZM6 194V193H5ZM209 194H214L215 195V193H209ZM237 195H238V191H237V193H236ZM14 195H16V194H14ZM20 195V194H19ZM163 195V194H162ZM214 195H212V196H214ZM220 195V194H219ZM229 195V196H230ZM233 195H232V197H233ZM247 195H249V194H247ZM5 196V195H4ZM22 196V195H21ZM218 196V195H217ZM221 196V195H220ZM224 196H226V195H224ZM236 196V195H235ZM234 196V197H235ZM12 197V196H11ZM27 197V196H26ZM116 197H117V201H118V203H120L121 204V206H123V203L125 202V201H123V197L121 196V195H116ZM3 198V197H2ZM1 198V199H2ZM21 198V197H20ZM123 198V199H122ZM237 198V197H236ZM7 199V198H6ZM9 199V198H8ZM14 199V198H13ZM238 199V198H237ZM3 200H5V198L3 199ZM10 200V199H9ZM18 200H19V197H18ZM18 200H16V201H18ZM23 200V199H22ZM63 200H61V201H63ZM132 200V199H131ZM215 200V199H214ZM2 201V200H1ZM0 201V202H1ZM12 201V200H11ZM15 201V200H14ZM4 202V201H3ZM50 202V201H49ZM85 202V201H84ZM20 203V202H19ZM56 203V202H55ZM61 203V202H60ZM64 203V202H63ZM131 203V202H130ZM259 203V202H258ZM2 204H4V203H2ZM7 204H8V202H7ZM10 204V203H9ZM85 204V205H84ZM254 204H255V202H254ZM253 204V205H254ZM15 205V204H14ZM13 205V206H14ZM65 205H63V207H65ZM1 206V205H0ZM11 206V205H10ZM206 206V205H205ZM209 206V205H208ZM8 208H9V206H7ZM12 207V206H11ZM20 207V206H19ZM2 208H3V206H2ZM5 208V207H4ZM8 208L6 209V210H8ZM53 208V207H52ZM195 208V207H194ZM204 208H206V207H204ZM234 208V207H233ZM232 208V210H234ZM13 209V208H12ZM11 209V210H12ZM43 209H45L44 207H43ZM53 209H55V208H53ZM58 209H59V207H58ZM222 209V208H221ZM226 209V208H225ZM224 210V209H223ZM52 211V210H51ZM62 211V210H61ZM63 211H65L64 209H63ZM209 211V210H208ZM11 212V211H10ZM14 212V211H13ZM60 212V211H59ZM58 212V213H59ZM125 212V211H124ZM224 212H225V210H224ZM227 212H228V209H227ZM2 213V212H1ZM7 213V212H6ZM56 213V212H55ZM3 214H4V211H3ZM2 214V215H3ZM19 214V213H18ZM54 214V213H53ZM60 214H62V213H60ZM123 214V213H122ZM121 214V217H124L125 215L123 214L122 215ZM6 215V214H5ZM9 215V214H8ZM8 215H6V216H8ZM16 216V215H15ZM18 216V215H17ZM21 216V215H20ZM60 216V215H59ZM1 217V216H0ZM4 217V216H3ZM54 216H51V219L53 218ZM13 218H14V216H13ZM17 218V217H16ZM128 218V217H127ZM1 219V218H0ZM7 219V218H6ZM12 218H10V220H11ZM18 219V218H17ZM60 219H62V218H59V220ZM3 220V219H2ZM57 220V219H56ZM123 220H125L124 218H123ZM127 220V219H126ZM125 220V221H126ZM255 220V219H254ZM7 221H9V220H7ZM45 221V220H44ZM47 221V220H46ZM129 221V220H128ZM252 221V220H251ZM14 222H15V220H14ZM58 222V221H57ZM257 222H259V221H257ZM48 223V222H47ZM50 223H52V222H50ZM127 222H125L124 224H126ZM247 223V222H246ZM251 223V222H250ZM254 223V222H253ZM1 224H3V223H1ZM5 224H6V222H5ZM10 224V223H9ZM29 224V223H28ZM32 224V223H31ZM36 224V223H35ZM43 224H44V222H43ZM128 224H129V222H128ZM230 224V223H229ZM238 224V223H237ZM263 224V223H262ZM59 225H61V224H59ZM70 225V226H71ZM228 225V224H227ZM6 226V225H5ZM45 226H47V225H45ZM252 226V225H251ZM1 227V226H0ZM29 227V226H28ZM64 227V226H63ZM2 228V227H1ZM30 228V227H29ZM46 228V227H45ZM230 228V227H229ZM4 229V228H3ZM2 229V230H3ZM7 229V228H6ZM5 229V230H6ZM61 229V228H60ZM68 229H69V226H68ZM92 229V228H91ZM217 229V228H216ZM1 230V229H0ZM70 230V229H69ZM93 230V229H92ZM72 231V232H73ZM227 232V231H226ZM18 235V234H17ZM130 235V234H129ZM59 238H60V236H58ZM143 237H144V235H143ZM12 238V237H11ZM11 238H10V240H11ZM15 238V237H14ZM16 238H18V237H16ZM62 238H60V239H62ZM4 239V238H3ZM2 239V240H3ZM148 239V238H147ZM5 240H7V239H5ZM9 240V241H10ZM18 240V239H17ZM17 240H15V242L17 241ZM21 240V239H20ZM19 240V241H20ZM59 240V239H58ZM66 240V239H65ZM12 241V240H11ZM14 241V240H13ZM23 241V240H22ZM22 241H20V242H22ZM67 241V240H66ZM2 243H3V241H1ZM0 242V243H1ZM7 243H8V241H7ZM64 243H67V242H64ZM10 244H12V242L10 243ZM9 244V246H11ZM19 243H17V245H18ZM53 244H54V242H53ZM21 245V244H20ZM45 245V244H44ZM55 245V244H54ZM198 245V244H197ZM19 246V245H18ZM18 246H17V248H18ZM3 247H5V246H3ZM2 247V248H3ZM12 247L13 246H11V249H12ZM15 247V246H14ZM21 247V246H20ZM138 247V246H137ZM243 247H244V245H243ZM242 247V248H243ZM248 247V246H247ZM254 247V246H253ZM260 247V246H259ZM10 248V247H9ZM8 248V249H9ZM242 248H241V250H242ZM245 249H246V246L244 247ZM243 248V249H244ZM249 248H251L252 249V247L250 246V247H248L247 248V251L248 250H250V251H252L251 249H249ZM6 249V248H5ZM19 249V248H18ZM69 249V248H68ZM82 249V251L81 252H79V250H81ZM199 249V248H198ZM244 249V250H245ZM257 249H259L258 248V246H257ZM15 250V249H14ZM64 250V249H63ZM2 251V250H1ZM9 251V250H8ZM11 251V250H10ZM243 251V250H242ZM246 251V250H245ZM262 251V250H261ZM264 251V250H263ZM5 253H6V251H4ZM69 252V251H68ZM83 252H85V253H83ZM259 252V251H258ZM14 253V252H13ZM70 253V252H69ZM247 253V252H246ZM251 253H253V252H251ZM261 253V252H260ZM159 254V253H158ZM5 255V254H4ZM8 255L9 254H7L6 253V256L8 257ZM12 255V254H11ZM164 255V254H163ZM17 256V255H16ZM99 256V255H98ZM73 257H75V256H73ZM73 257H71V258H73ZM200 257V256H199ZM203 257V256H202ZM204 257H206V255L204 256ZM66 258V257H65ZM96 258H97V256H96ZM99 258V257H98ZM198 258V257H197ZM207 258V257H206ZM208 258H210V257H208ZM213 258V257H212ZM11 259V258H10ZM13 259H14V256H13ZM13 259H12V262H13ZM74 259V258H73ZM78 259V260H79ZM92 259V261L93 262H91L90 260V262L91 263H94L95 261ZM193 259V258H192ZM205 259V258H204ZM79 260V261H80ZM96 260V259H95ZM201 260V259H200ZM206 260V259H205ZM209 260V259H208ZM213 260V259H212ZM1 261V260H0ZM2 261H3V259H2ZM9 261V260H8ZM74 261H75V259H74ZM80 261V262H81ZM88 261V262H89ZM97 261V260H96ZM57 262H59V260H57ZM87 262V261H86ZM10 263H11V261H10ZM15 264V263H14ZM50 264V263H49ZM70 264H71V262H70ZM75 264H76V262H75ZM81 264V263H80Z\"/></svg>","mask_w":264,"mask_h":264}]
</instances>
